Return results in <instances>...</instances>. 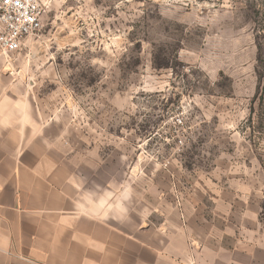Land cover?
Here are the masks:
<instances>
[{"label": "rangeland", "instance_id": "374dc122", "mask_svg": "<svg viewBox=\"0 0 264 264\" xmlns=\"http://www.w3.org/2000/svg\"><path fill=\"white\" fill-rule=\"evenodd\" d=\"M0 60V91L59 106L124 168L249 185L264 206V0H54Z\"/></svg>", "mask_w": 264, "mask_h": 264}, {"label": "crops", "instance_id": "0c3cea01", "mask_svg": "<svg viewBox=\"0 0 264 264\" xmlns=\"http://www.w3.org/2000/svg\"><path fill=\"white\" fill-rule=\"evenodd\" d=\"M60 112L0 91V264H191L192 238L195 264H264L249 185L184 184L175 169L173 188L169 171L124 168Z\"/></svg>", "mask_w": 264, "mask_h": 264}, {"label": "built area", "instance_id": "2783aa9c", "mask_svg": "<svg viewBox=\"0 0 264 264\" xmlns=\"http://www.w3.org/2000/svg\"><path fill=\"white\" fill-rule=\"evenodd\" d=\"M53 1L0 0V49L5 55L21 50L30 37L42 31ZM189 243L192 249L191 264H195L196 251L201 248V242L192 238Z\"/></svg>", "mask_w": 264, "mask_h": 264}, {"label": "trees", "instance_id": "16d2710c", "mask_svg": "<svg viewBox=\"0 0 264 264\" xmlns=\"http://www.w3.org/2000/svg\"><path fill=\"white\" fill-rule=\"evenodd\" d=\"M263 62V59H262V47L261 45H259V51H258V65H261ZM258 80L259 82L261 83L262 81V74L258 72ZM259 89V87H258Z\"/></svg>", "mask_w": 264, "mask_h": 264}]
</instances>
